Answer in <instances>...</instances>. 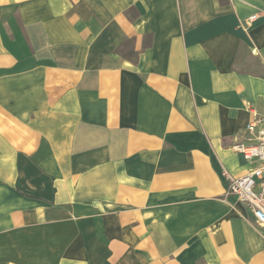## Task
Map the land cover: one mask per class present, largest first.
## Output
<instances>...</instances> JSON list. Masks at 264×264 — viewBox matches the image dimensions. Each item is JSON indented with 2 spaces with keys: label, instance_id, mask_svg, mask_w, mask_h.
Returning <instances> with one entry per match:
<instances>
[{
  "label": "crops",
  "instance_id": "obj_1",
  "mask_svg": "<svg viewBox=\"0 0 264 264\" xmlns=\"http://www.w3.org/2000/svg\"><path fill=\"white\" fill-rule=\"evenodd\" d=\"M253 110L264 0H0V264H264Z\"/></svg>",
  "mask_w": 264,
  "mask_h": 264
},
{
  "label": "built area",
  "instance_id": "obj_2",
  "mask_svg": "<svg viewBox=\"0 0 264 264\" xmlns=\"http://www.w3.org/2000/svg\"><path fill=\"white\" fill-rule=\"evenodd\" d=\"M256 19L257 15H253L244 20V27L249 29ZM234 149L255 166L243 177L228 176L229 187L225 197H234L245 205L252 213L255 225L264 227V113L253 110L252 120L244 135L237 139Z\"/></svg>",
  "mask_w": 264,
  "mask_h": 264
}]
</instances>
